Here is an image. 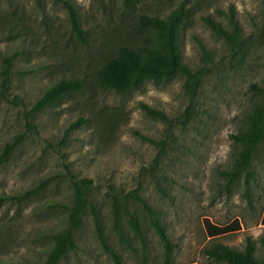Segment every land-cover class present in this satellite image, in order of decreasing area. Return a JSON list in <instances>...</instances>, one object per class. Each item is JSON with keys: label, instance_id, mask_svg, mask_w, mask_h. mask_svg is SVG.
<instances>
[{"label": "rangeland", "instance_id": "1", "mask_svg": "<svg viewBox=\"0 0 264 264\" xmlns=\"http://www.w3.org/2000/svg\"><path fill=\"white\" fill-rule=\"evenodd\" d=\"M86 30L79 39L59 0H0V95L4 58L12 56L10 86L0 100V156L6 145L23 139L0 162V264H40L53 235L67 221L71 178H91L90 199L100 213L108 245L121 264H229L205 249L224 243L244 250L247 236L264 257V141L251 175L231 179L233 140L264 87V0H72ZM184 5L179 45L184 62L204 69L194 97L186 77L147 82L126 93L102 87L96 71L118 46L144 39L143 14L166 17ZM235 7L244 50L233 49L204 21L210 15L230 30ZM203 46L208 51L204 52ZM62 79L82 86L33 112L47 89ZM147 104L171 123L151 116ZM82 124L66 137L71 123ZM162 142V144H161ZM156 160V163H155ZM44 186L22 200L12 198ZM142 197L156 212L173 244L165 247L152 226ZM125 202L122 235L116 230L112 201ZM139 220L141 235L130 224ZM215 225L239 221L240 228L210 237ZM77 249L59 264H118L103 245L88 208L76 233Z\"/></svg>", "mask_w": 264, "mask_h": 264}, {"label": "trees", "instance_id": "2", "mask_svg": "<svg viewBox=\"0 0 264 264\" xmlns=\"http://www.w3.org/2000/svg\"><path fill=\"white\" fill-rule=\"evenodd\" d=\"M67 9L71 28L79 39H85L86 30L83 28L78 9L72 0H59ZM136 0H124L126 6L133 5ZM186 17L184 5L173 10L166 17L160 15L143 14L140 17L141 30L146 33L144 39L134 42L123 43L108 57L96 71L99 84L107 89L115 90L120 93H126L142 87L147 82L170 81L177 76L186 77L185 88L191 97H194L202 79L204 69L193 70L188 66L182 57L179 45L180 26ZM205 23L235 50L241 53L244 50V37L242 26L236 17V10L231 6L228 14L230 30L217 21L214 17L208 15L203 18ZM264 31V25H263ZM204 52L208 51L203 46ZM12 56L4 58L2 70L3 82L0 95L5 97L10 86L11 67L13 64ZM82 83L75 79H62L50 86L45 94L36 101L32 107L33 112L43 110L48 104L67 95L68 93L79 89ZM259 91L252 109L246 115L244 126L236 133L230 135L233 140L234 162L226 174L233 180L241 174L251 175V165L256 157L259 145L264 141V87H256ZM141 107L147 114L171 123L168 115L158 109L142 103ZM79 119L71 123L66 130V137L75 128L82 124ZM23 139V136L17 137L13 142H9L3 154L0 156V162L6 160L17 144ZM162 144V142H161ZM156 163V160H155ZM40 185L26 190L21 194L10 196L22 200L24 197L37 192L44 186ZM93 180L91 178H71L72 198L70 203L50 201L52 207H63L67 212V221L65 226L55 233L52 237L53 246L47 254L46 259L40 264H59L60 261L69 253L77 249L76 233L82 227L84 216L90 209L95 220L96 229L104 247L112 254L118 264H121L120 257L107 243L104 235V228L100 213L91 202L90 193ZM134 198L140 200L148 211L149 219L155 231L159 235L164 247L167 262L170 260L173 244L167 234L165 226L162 224L156 212L147 202L134 193ZM114 224L119 235H122L121 218L124 212H127L125 202L114 198L112 201ZM264 223V215L262 219ZM130 224L136 234L141 235L139 220L131 217ZM240 228L238 220L230 225L218 226L206 219V229L210 237L222 235ZM264 245V237L261 239ZM208 256L217 261H224L229 264H264V257L258 258L255 253V243L251 236H247V244L244 250H238L224 243H215L205 249ZM2 264V263H1ZM142 264H148L147 255L144 253Z\"/></svg>", "mask_w": 264, "mask_h": 264}]
</instances>
